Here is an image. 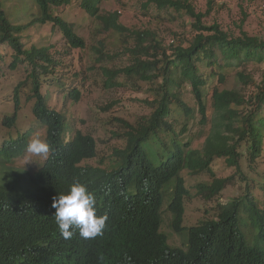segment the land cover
Here are the masks:
<instances>
[{"label": "trees", "instance_id": "trees-1", "mask_svg": "<svg viewBox=\"0 0 264 264\" xmlns=\"http://www.w3.org/2000/svg\"><path fill=\"white\" fill-rule=\"evenodd\" d=\"M31 1L38 16L32 22L15 24L0 0V44L13 49L10 67L20 63L30 67L15 88L14 113L3 123L8 127L17 123L23 108L20 91L28 87L25 97L34 100L33 114L45 129L52 151L24 180L19 176L15 185H0V264H264V209L245 195L220 204L217 219L185 226L189 189L182 175L186 169L194 175L211 174V183L199 184L200 194L211 200L234 179L232 175H215L212 163L216 158L224 157L228 165L240 170L246 153L251 162L260 156L264 73L257 82L245 70L238 71V81L254 86L247 95L235 88H221L218 82L226 83L235 64L264 61V39L247 32L230 33L218 23L205 25L207 14L197 11L191 0H146L144 4L189 15L197 33L187 45L184 41L165 45L156 31L130 30L121 23L119 11L100 13L102 0ZM75 1L99 19L104 30L128 34L135 40L129 47L131 63L103 68L106 85H124L118 80L120 76L157 85L154 98L146 100L151 107L148 115L135 123L116 118L124 129L114 134L124 139V145L114 147L108 159L101 158L98 164L86 162L98 156L97 139L77 128L73 120L69 123L62 111L50 106L42 91V81H47L59 64L51 47L27 48L21 38L35 22H51L68 46L84 48V38L60 13ZM207 2L208 12L218 6L216 0ZM0 58H4L1 53ZM216 78L218 84L212 86L210 99L221 123L211 128L202 147L194 148L193 139L185 135L197 114L200 123H208L207 87ZM185 93L192 95L194 105L184 99ZM70 95L77 100L80 91L74 89ZM30 133L5 140L0 158L10 161L22 155ZM74 182L87 185L95 193L97 215L107 214L102 236L84 239L78 229L70 239L61 235L53 198L68 192ZM167 194L171 196L167 207L172 214L171 228L177 233L188 232L184 247L171 246L168 235L161 231ZM248 224L256 230L253 237L244 229Z\"/></svg>", "mask_w": 264, "mask_h": 264}, {"label": "rangeland", "instance_id": "rangeland-1", "mask_svg": "<svg viewBox=\"0 0 264 264\" xmlns=\"http://www.w3.org/2000/svg\"><path fill=\"white\" fill-rule=\"evenodd\" d=\"M146 0H102L100 13L119 11L120 21L130 30H152L158 32L165 45L192 40L197 31L193 27V20L184 12L174 9L160 10L155 4L144 5ZM197 11L207 15L203 22L205 25L218 23L221 27L236 35L247 32L250 35L264 39V0H216L218 6L208 12L207 0H191ZM9 19L15 24L32 22L38 16V9L31 0H3ZM208 12V13H207ZM61 16L72 23L79 36L85 40L84 48L68 46L60 29L53 23L35 22L21 34L24 46H50L52 55L58 60L53 72L47 81H42V91L46 93L51 107L62 111L69 123L72 120L85 133H91L98 144V156L87 160V163L98 164L101 158L108 159L114 147L124 145V139L115 136L114 132H122L124 124L116 118L131 123L141 119L143 115L151 112L146 100L154 98L156 83L146 81L133 82L125 76L118 80L124 85L110 87L106 85V76L103 68L123 67L131 63L129 47L135 45V40L128 34L106 31L99 19L90 15L75 1L60 10ZM0 148L5 140L15 139L22 133L31 130L30 139L35 135L45 138L46 131L35 119L33 114L34 100L28 101L25 93L28 87H23L20 97L23 108L20 110L17 123L11 127L3 123L6 116L14 113V91L17 84L24 80L30 67L20 63L11 68L13 49L8 45L0 44ZM109 55V57L107 56ZM101 59V60H100ZM235 64L229 73L226 83H219L221 88H235L248 94L252 86H245L238 81V71L246 73L257 81H261L264 73V61L251 60ZM217 83V78L207 87V98H211L210 90ZM217 83V84H218ZM80 91L79 99L70 95L71 91ZM190 93H185L184 99L194 105ZM208 101L209 121L206 125L200 123V116L190 120V130L185 138L193 139L192 146L202 147L211 128L221 123L217 111ZM105 106H110L106 108ZM243 108V107H241ZM197 111V110H196ZM264 114L262 113V119ZM73 124V123H72ZM262 130L264 126L260 124ZM70 128V127H69ZM264 133V131H263ZM29 139V140H30ZM262 152L255 162L250 161L246 155L241 159L240 170L228 165L226 158H216L212 163L213 171L217 177L233 176L231 183L223 189L218 196L207 200L199 192L200 183H211L213 177L205 172L198 175L189 170L182 172L189 189V196L185 199V226L196 225L205 219H217L219 205L226 204L235 198L250 195L257 205L264 209V141ZM245 152V148H242ZM47 158V157H46ZM46 158L34 156L25 152L10 160L0 158V185L19 183L15 179L23 177L38 170ZM235 172H237L235 174ZM235 174V175H234ZM244 177V178H242ZM22 180V181H23ZM171 196L167 194L163 203V223L161 231L168 235L171 246L186 245L187 230L177 233L171 228L172 214L168 210ZM245 217V215H244ZM249 237L256 233L252 224L244 225Z\"/></svg>", "mask_w": 264, "mask_h": 264}, {"label": "clouds", "instance_id": "clouds-1", "mask_svg": "<svg viewBox=\"0 0 264 264\" xmlns=\"http://www.w3.org/2000/svg\"><path fill=\"white\" fill-rule=\"evenodd\" d=\"M26 151L46 158L52 148L45 138L35 135L29 140ZM52 207L55 209V222L64 239H70L76 229L84 239H95L104 234L108 216L97 215L96 195L87 185L74 182L68 192L53 198Z\"/></svg>", "mask_w": 264, "mask_h": 264}]
</instances>
